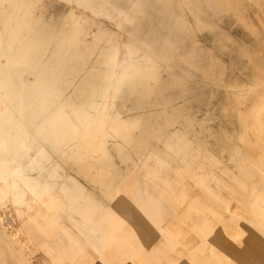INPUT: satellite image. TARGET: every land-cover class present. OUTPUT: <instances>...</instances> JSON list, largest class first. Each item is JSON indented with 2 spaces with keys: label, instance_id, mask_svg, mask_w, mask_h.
I'll use <instances>...</instances> for the list:
<instances>
[{
  "label": "rangeland",
  "instance_id": "rangeland-1",
  "mask_svg": "<svg viewBox=\"0 0 264 264\" xmlns=\"http://www.w3.org/2000/svg\"><path fill=\"white\" fill-rule=\"evenodd\" d=\"M43 4L52 11L75 9L93 16L58 0H43ZM221 5L222 11L213 20L217 19L223 35H230L231 44L214 47L207 33L199 38L219 59L213 69L220 72L222 68L226 73L216 74L214 79L188 76L183 67L165 61L203 93L202 103L185 111L193 122L183 120L165 139L152 140L162 150L173 149L174 162L163 152H155L156 147L139 156L131 141L128 151H133L135 162L126 164L125 157L117 153L124 143L118 136L120 147L110 149V159L124 170L116 177L119 195L114 193L113 198L107 188H101L96 169L78 164L73 170L74 160L69 159L67 165L46 162L39 173L31 172V177H37L32 179L50 183L41 201L28 188L31 178L9 181L0 169L1 232L13 241L19 240L15 234H23L27 245L20 251L38 250L30 258L31 264H50L45 254L48 249L59 257L51 264H264V244L254 232L264 231V0H222ZM108 25L120 38L126 37ZM127 45L125 74L117 78L116 92L125 89L123 81L129 70L141 69L153 80L152 63L163 68L148 51H133ZM166 77L163 74L162 81ZM120 123L131 138L139 136V131L132 133L135 123L125 119ZM51 196L62 209L57 234L42 218L34 221L46 211L44 204ZM28 220L36 231L33 242L39 244L28 240Z\"/></svg>",
  "mask_w": 264,
  "mask_h": 264
},
{
  "label": "crops",
  "instance_id": "crops-1",
  "mask_svg": "<svg viewBox=\"0 0 264 264\" xmlns=\"http://www.w3.org/2000/svg\"><path fill=\"white\" fill-rule=\"evenodd\" d=\"M58 1L93 16L75 9L52 11L43 0H0V169L5 179L36 178L30 176L31 171L39 173L46 162L67 165L73 159V170L78 164L107 163L111 161L110 149L120 147L119 137L111 134L115 123L126 117L120 111H126L133 98L126 96L125 89L116 92L115 82L125 74L130 36L143 34L131 31L141 24L144 13L133 14L137 23L132 27L122 23L124 7L115 8L110 0ZM199 2L166 1L177 6ZM201 2L213 4L215 18L222 11V0ZM231 9L237 13L236 8ZM186 10L191 29L199 37L204 15L194 8ZM173 14L181 13L175 8ZM160 18L170 20L168 14ZM107 23L126 37L120 38ZM254 232L264 244V231ZM16 236L19 240L13 241L0 228V248L4 249L0 259L6 264H31L37 251H19L26 241L23 234ZM45 254L50 262L59 258L55 253ZM261 259L264 261V254Z\"/></svg>",
  "mask_w": 264,
  "mask_h": 264
},
{
  "label": "bare ground",
  "instance_id": "bare-ground-1",
  "mask_svg": "<svg viewBox=\"0 0 264 264\" xmlns=\"http://www.w3.org/2000/svg\"><path fill=\"white\" fill-rule=\"evenodd\" d=\"M110 1L115 8H117L118 5L124 7V15L122 16V23L124 25L126 24L135 27L137 20L134 19L135 16H133V14L137 15L139 13H144L141 19V24L136 25V29L131 31V34L138 32L143 33L139 35L132 34L130 36V38L132 39V50L134 51L137 49H144L151 54L154 60L159 61L163 65V68H160L156 63H152L153 71L156 74L153 80H149L145 72L141 69H131L126 72L127 76L125 77L123 83V85L125 86V94L127 97L133 98V103L126 109V111H120V113L126 115V123L136 124L133 128L132 133L139 131V136L136 138H131L130 134L126 130H124L122 126H120V121L115 123L117 125L115 130V133L117 134L116 136L122 137L124 140V143L122 142V149H118L119 152H117V150L116 152L125 157L124 159L126 160V164L130 162L134 163L135 159L133 156V151H128L131 149L130 147H132L130 146L131 141H134L135 145L133 146L137 148L136 151L139 156L142 155L146 150L156 147V149L154 150L155 152H163L164 155H166L169 159L171 158L174 162L175 158L172 156L174 150H162L159 146H153L151 144L153 142L152 140L163 139L166 134L169 133L172 127H175L177 124L185 123L182 122L183 120H186V122H193V120H191L189 116H186L185 111H190L194 106L193 104L199 105L200 103H202L201 101L203 100V93H200L199 89L194 88L188 79H185L184 77L177 74L173 69L174 67L171 66L170 63L175 66L178 65L181 68L183 67L188 76L197 75L212 78L215 77L216 74L224 75L226 73L225 70L221 71L222 68L220 69V72L213 69V67L216 65V62L218 63L217 60L219 59L216 55L211 54L209 52L210 49L206 48L200 38L193 33L191 29L192 25L185 15V11H187L186 9H189L192 12L194 8L196 13L199 12L200 15H204V21H201L200 23V33L209 34L212 37L211 43L214 47H216V45L222 48L226 47L231 44L233 39L229 34L225 32L224 35L222 34L223 31L222 28L218 26V23L216 22L217 19L216 21L213 20L215 19L214 15L209 16L210 13L213 14L212 8L208 4H203L201 2L202 0H198L200 1L199 3L181 4L178 6L174 5L173 3H166L167 0ZM152 1H158V3H152ZM117 2H120V4H117ZM175 8L178 13L181 14H173ZM167 14L170 20H165L164 18H160L161 20L159 19L160 16L165 17ZM240 46H242V44ZM237 55H235V57H238ZM165 61L170 63H166ZM217 71L219 73H217ZM163 74L167 75L164 81H162ZM2 110L3 109H1V111ZM189 145L190 144L188 142V146ZM161 152H159L160 155L162 154ZM113 163V160H111L105 163L106 166L103 165L104 163L96 162L88 165L89 168H94L98 173H100L98 174L99 185L101 186V188L103 187V189L107 188V192L110 194V196L112 194L114 195V193L119 195L120 186H118V184L115 185L118 180L116 177L120 176V174L124 172V170L120 169L119 167H115ZM92 178L95 179V175ZM8 180L10 181V179ZM2 182L3 181H0L1 184ZM28 182V188L32 191V193L39 201L43 199V195L48 193L49 189L51 188L50 183H48L47 181L41 182V180L31 178ZM92 183H94V181ZM103 196H105V194ZM55 198L53 196L50 197L49 203L44 204L46 211L41 213V215L35 216L34 221L37 222L42 218L44 224H46V226L48 225L49 228H51L52 233L57 234V227L59 221L61 220L62 209L59 203L54 201ZM30 221L31 220H28V223H25V228L27 230L26 232H28V240L30 239V241L33 242V238H35L33 236L36 235V231L34 228H31ZM24 234L27 235L26 233ZM25 244L27 245V243ZM53 251L54 249H48V252L50 253H53ZM78 253H80V251H78ZM0 255L2 254L0 253ZM51 263H53L52 260ZM0 264H6V261H4V259H0Z\"/></svg>",
  "mask_w": 264,
  "mask_h": 264
}]
</instances>
